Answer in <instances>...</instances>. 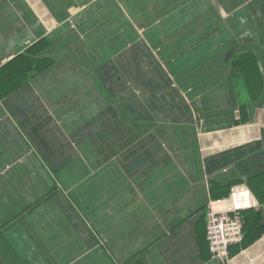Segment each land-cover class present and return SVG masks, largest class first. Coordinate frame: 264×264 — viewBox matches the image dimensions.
<instances>
[{
	"label": "crops",
	"instance_id": "1",
	"mask_svg": "<svg viewBox=\"0 0 264 264\" xmlns=\"http://www.w3.org/2000/svg\"><path fill=\"white\" fill-rule=\"evenodd\" d=\"M41 39L0 94V264H264V0H0V67ZM240 184L223 261L206 208Z\"/></svg>",
	"mask_w": 264,
	"mask_h": 264
},
{
	"label": "built area",
	"instance_id": "2",
	"mask_svg": "<svg viewBox=\"0 0 264 264\" xmlns=\"http://www.w3.org/2000/svg\"><path fill=\"white\" fill-rule=\"evenodd\" d=\"M255 194L246 184L232 188L227 196L211 199L206 208V239L210 253L221 260H229L230 248L245 238L244 212L259 207Z\"/></svg>",
	"mask_w": 264,
	"mask_h": 264
},
{
	"label": "trees",
	"instance_id": "3",
	"mask_svg": "<svg viewBox=\"0 0 264 264\" xmlns=\"http://www.w3.org/2000/svg\"><path fill=\"white\" fill-rule=\"evenodd\" d=\"M47 41L45 39H41L35 42L32 46L28 47L23 53H20L11 61L0 67V87L2 85L5 86L4 90L0 91V94H6L11 92L14 88L21 86L26 83L30 77L33 76L34 73L44 70L51 64V62L44 61L39 62L37 60V54L41 49H43L46 45ZM256 61L252 55H244L239 60L235 62L237 68L241 71L244 68L251 69L252 73L255 68ZM246 70V69H245ZM254 76V75H253ZM251 86L248 87V89ZM254 96V95H253ZM245 225V238L242 244V247H246L251 241L248 240V221H246V215L244 213ZM262 234V232H260Z\"/></svg>",
	"mask_w": 264,
	"mask_h": 264
}]
</instances>
